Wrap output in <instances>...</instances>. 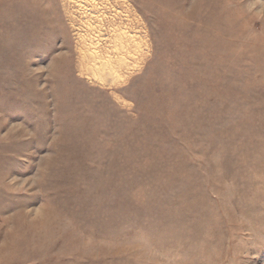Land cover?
<instances>
[{
    "label": "rangeland",
    "instance_id": "obj_1",
    "mask_svg": "<svg viewBox=\"0 0 264 264\" xmlns=\"http://www.w3.org/2000/svg\"><path fill=\"white\" fill-rule=\"evenodd\" d=\"M112 1L0 0V264H264V0Z\"/></svg>",
    "mask_w": 264,
    "mask_h": 264
},
{
    "label": "bare ground",
    "instance_id": "obj_2",
    "mask_svg": "<svg viewBox=\"0 0 264 264\" xmlns=\"http://www.w3.org/2000/svg\"><path fill=\"white\" fill-rule=\"evenodd\" d=\"M83 1V0H82ZM111 1V0H110ZM115 1V0H113ZM112 1V3H113ZM80 2V1H79ZM78 2V3H79ZM97 2V1H96ZM100 2V1H99ZM118 2V1H117ZM116 2V3H117ZM81 3V2H80ZM115 3V2H114ZM98 4V3H97ZM90 5V4H89ZM101 5V4H100ZM115 5V4H114ZM92 6V5H90ZM107 7V4L106 6ZM105 7H102V8H105ZM114 7V6H113ZM78 8V7H77ZM83 8V7H82ZM98 9V8H97ZM100 9V8H99ZM76 10V9H75ZM102 10V9H101ZM126 12L128 11L127 9H125ZM98 11V10H97ZM106 11V10H105ZM102 12V11H101ZM124 12V11H123ZM125 12V13H126ZM110 13V12H109ZM128 13V12H127ZM83 14H81L82 16ZM80 16V15H79ZM86 16V15H85ZM112 16V15H111ZM88 17V16H87ZM105 17V16H104ZM109 17V16H108ZM117 17V15H116ZM82 18V17H81ZM84 18V16H83ZM119 18L118 17V21H119ZM127 18V17H126ZM90 18H88L89 20ZM102 19V18H101ZM105 19V18H104ZM128 19V18H127ZM110 20V19H109ZM115 20V17L113 19V23H116L114 22ZM104 21L101 22V25L99 26H102V24H104ZM116 21V20H115ZM117 21V22H118ZM122 21V19H121ZM107 22V21H106ZM111 23V22H110ZM112 23V24H113ZM94 24V23H93ZM107 26V25H106ZM104 27V25L102 26ZM101 27V28H102ZM109 27V26H107ZM114 29V28H113ZM81 51V50H80ZM83 51V50H82ZM81 51V52H82ZM100 51V50H99ZM99 51H95V52H87V54H83L82 53V56H81V59H80V64L78 65V68H79V74L83 75L88 81L90 82H94V83H97L98 85L100 86H112L113 84H116L117 81H119L118 78L120 77H117L115 76V69L117 66L119 69L121 68V66L123 65L122 63V60L121 59H112L110 58V56L106 55V56H103L102 54H100ZM102 52V51H101ZM106 52H104L105 54ZM109 54V53H107ZM118 69V71H119ZM121 71V70H120Z\"/></svg>",
    "mask_w": 264,
    "mask_h": 264
}]
</instances>
